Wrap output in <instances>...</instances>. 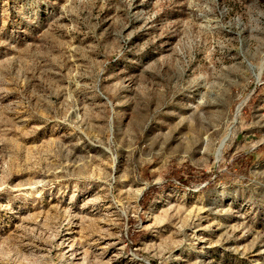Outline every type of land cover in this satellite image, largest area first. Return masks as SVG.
I'll return each instance as SVG.
<instances>
[{"label": "rangeland", "instance_id": "rangeland-1", "mask_svg": "<svg viewBox=\"0 0 264 264\" xmlns=\"http://www.w3.org/2000/svg\"><path fill=\"white\" fill-rule=\"evenodd\" d=\"M0 264H264V0H0Z\"/></svg>", "mask_w": 264, "mask_h": 264}, {"label": "bare ground", "instance_id": "bare-ground-1", "mask_svg": "<svg viewBox=\"0 0 264 264\" xmlns=\"http://www.w3.org/2000/svg\"><path fill=\"white\" fill-rule=\"evenodd\" d=\"M237 111H238V110H237ZM224 141H225V137H224L223 140L221 141V145L223 144ZM221 145H220V146H221ZM218 150H219V149H218Z\"/></svg>", "mask_w": 264, "mask_h": 264}]
</instances>
